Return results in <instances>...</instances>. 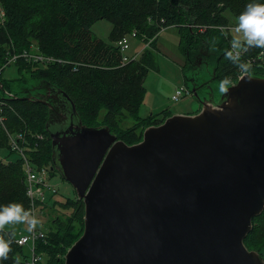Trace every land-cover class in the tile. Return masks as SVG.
Returning a JSON list of instances; mask_svg holds the SVG:
<instances>
[{
    "label": "water",
    "instance_id": "obj_1",
    "mask_svg": "<svg viewBox=\"0 0 264 264\" xmlns=\"http://www.w3.org/2000/svg\"><path fill=\"white\" fill-rule=\"evenodd\" d=\"M210 92L194 86L198 113L170 115L134 144L56 95L53 167L85 205L64 264H264L245 244L264 210V76H240L218 101Z\"/></svg>",
    "mask_w": 264,
    "mask_h": 264
},
{
    "label": "trees",
    "instance_id": "obj_2",
    "mask_svg": "<svg viewBox=\"0 0 264 264\" xmlns=\"http://www.w3.org/2000/svg\"><path fill=\"white\" fill-rule=\"evenodd\" d=\"M249 2L0 0L5 12L4 20H0V115L6 117L3 121L0 116V149L8 150L7 156L13 152L19 154L10 144L13 136L36 167L47 165L52 175L59 172L53 167L52 139L47 123L65 111L63 101L56 98V95L64 98L61 92L75 103L84 124L108 125L118 139L128 144L141 141L146 127L158 125L171 115L163 110L148 117L139 116L146 77L150 68H157L155 49L160 30L169 25L178 26L180 47L187 63L195 66L208 57L214 58V78L221 81L227 76L235 83L241 74L224 55L231 40V34L225 30L231 22L226 12L230 11L236 20ZM259 2L264 3V0ZM98 19L113 23L109 42L92 32L91 25ZM221 27H225L223 31ZM133 31L147 41L153 40L140 56L125 62L119 41ZM33 45L58 61L45 66L21 58L13 62L20 76L5 78L3 71L13 53L30 51ZM262 50L252 48L242 57L250 64L252 75L264 76V60L259 56ZM49 88L55 89V97L38 99ZM45 102L53 103L54 107ZM104 108L107 113L98 121ZM126 118L133 119L134 123L122 126ZM26 178L25 162L20 154L13 160L0 158V205L15 201L30 208ZM58 202L70 211L53 218L45 238L38 240L37 251L43 255L38 264H64L67 250L84 231L83 200L76 194L75 198ZM47 203L43 208L56 210L55 203ZM245 244L264 256V210L254 217ZM16 258L20 264H26L28 256L15 236L9 258L0 260V264H15Z\"/></svg>",
    "mask_w": 264,
    "mask_h": 264
},
{
    "label": "rangeland",
    "instance_id": "obj_3",
    "mask_svg": "<svg viewBox=\"0 0 264 264\" xmlns=\"http://www.w3.org/2000/svg\"><path fill=\"white\" fill-rule=\"evenodd\" d=\"M226 14L230 18L231 22L230 25L225 28V30L232 35L231 30L235 27L236 20L234 19L230 11H227ZM112 27L113 23L108 19L95 20L91 25L93 34L108 42L110 41L109 36ZM127 37L130 47L126 51V53L130 56H134L137 54H139L140 56L142 51L145 49L146 44L148 43L147 40H145L143 37H140L138 34L133 35L132 33L128 34ZM180 38L181 33L178 26L169 25L163 27L160 30L155 49L157 68H150L149 73L146 77L145 98L140 106L139 116L148 117L163 110H168L171 115H192L198 113L200 103L193 93V88L194 86H196V84H201L202 86V84L208 82L210 85V88L204 86L203 88L197 89L200 97H209L211 93L210 91H212L215 99L217 101L220 99L222 95V93L219 92L218 88L220 80L214 78L215 59L208 57L207 60L203 63L199 61L195 66H192L190 63H187V57L180 47ZM24 51L19 52L22 53V56H20L18 59L23 58L28 61L37 63V60H35L37 59L36 57L33 58L32 56H29V59H27L28 57L25 58V54L29 55V53L27 50V52ZM30 51V55H37V53L43 54L42 52H38L37 47H35L34 50ZM9 60L7 62L8 66H6L3 71L4 77L7 79H14L19 77L20 73L17 70V66L13 62H11V65H9ZM28 84H31V81H29ZM181 86H186L187 88H189L192 91V94L189 92L186 95L180 97L179 100H175L173 98V95ZM106 113L107 109H102L99 114L98 121H102ZM159 116L162 117L163 114H160ZM133 123V119L126 118L125 120H122L121 125H125V127H127L132 125ZM7 153L8 150H6L5 148H1L0 158H3L5 160H13L19 157V154L17 152H13L9 156H7ZM50 183L53 188L57 189V193L53 194L52 191L48 189L46 190V201L44 203V207L48 204L47 202H50L52 205L55 203L54 206L56 207V210H50L48 207L36 210V216L42 221L41 228H43L47 232L53 218H57V216L62 214L63 212L70 211V208L60 204L58 201L65 202L68 198L76 197V192L73 185L63 176H61L59 172H56L52 176V180L50 181ZM40 205H43V203H41ZM15 231L17 238L24 235H31V233L27 231L26 226L24 225L15 226ZM36 244H38V242ZM23 246L24 254L30 257L32 254V241H30L29 243H25Z\"/></svg>",
    "mask_w": 264,
    "mask_h": 264
},
{
    "label": "clouds",
    "instance_id": "obj_4",
    "mask_svg": "<svg viewBox=\"0 0 264 264\" xmlns=\"http://www.w3.org/2000/svg\"><path fill=\"white\" fill-rule=\"evenodd\" d=\"M220 30L223 31L222 28ZM231 33L230 48L225 51V59L237 68L241 78H250L251 66L242 57L252 48L264 49V3L250 0L238 15ZM231 84V79L226 76L219 82V92L227 95ZM17 225L26 226L31 233L42 227V221L22 203L12 201L0 205V260L9 258ZM15 264H20L18 258L15 259Z\"/></svg>",
    "mask_w": 264,
    "mask_h": 264
},
{
    "label": "built area",
    "instance_id": "obj_5",
    "mask_svg": "<svg viewBox=\"0 0 264 264\" xmlns=\"http://www.w3.org/2000/svg\"><path fill=\"white\" fill-rule=\"evenodd\" d=\"M4 18H5V12L0 5V20L3 21ZM221 28L224 29L225 27H221ZM132 34L135 35L137 34V32L133 31ZM152 40L153 39L147 41L148 43L146 44L145 48L150 46ZM119 45L123 52V61L126 62L133 58H137L139 56V54L130 56L126 53V51L130 47L127 35L119 41ZM35 47L37 46L33 45L32 50H34ZM24 52L27 51L25 50ZM38 52L40 51L38 50ZM28 53L29 55L25 54V58L28 57L27 59H29V56H32L33 58L36 57L37 59L35 60H37L38 63H41L43 65H48L53 61H58V59H56L55 57L48 56L45 54L37 53V55H30L31 51H28ZM20 56H22V53L13 54L10 57L9 63L16 61ZM259 56L264 60V49L260 52ZM189 92L191 93L189 88H187L186 86H181L176 90L175 94L173 95V98L175 100H179L180 97L186 95ZM0 116H1V120L4 121L6 119L5 115L1 114ZM39 137L42 138L43 136L41 135ZM10 144L12 148L16 149L24 158L25 172H26V177H27L26 179L28 186L27 193L31 201L29 209H31L33 213L36 215V210L41 209L42 208L41 206H43L46 201V194H45L46 190L48 189L52 191L53 194L57 193V189L53 188V186L50 183L51 181L50 168L47 165L36 167L27 158L26 154L23 151V148H21V146L18 144V142L13 136L10 137ZM41 203H43V205H40ZM46 235H47V231L41 227H38L34 232H31V235H24L22 237L17 238V242L20 245H24L25 243H29L30 241H32V254L27 259L26 264H38L41 261L43 255L37 251L36 243L38 242V240L45 238Z\"/></svg>",
    "mask_w": 264,
    "mask_h": 264
},
{
    "label": "flooded vegetation",
    "instance_id": "obj_6",
    "mask_svg": "<svg viewBox=\"0 0 264 264\" xmlns=\"http://www.w3.org/2000/svg\"><path fill=\"white\" fill-rule=\"evenodd\" d=\"M204 86L210 87V85H209L208 82L202 84V86H201V84H196V88H197V89H199V88H203ZM197 91H198V90H197ZM201 109H202V104L200 103L199 111H200Z\"/></svg>",
    "mask_w": 264,
    "mask_h": 264
}]
</instances>
